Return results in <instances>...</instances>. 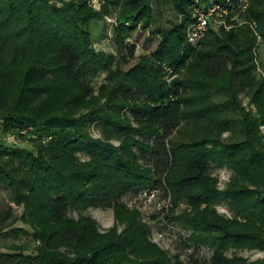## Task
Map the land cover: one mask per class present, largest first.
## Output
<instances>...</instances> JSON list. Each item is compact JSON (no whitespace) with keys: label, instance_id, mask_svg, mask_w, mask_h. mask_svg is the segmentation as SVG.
Segmentation results:
<instances>
[{"label":"trees","instance_id":"obj_1","mask_svg":"<svg viewBox=\"0 0 264 264\" xmlns=\"http://www.w3.org/2000/svg\"><path fill=\"white\" fill-rule=\"evenodd\" d=\"M49 1L0 0V129L34 143L33 150L0 145V193L23 207L15 217L10 205L0 211V264H184L148 241L137 211L120 232L102 233L90 217L70 216L89 207L117 214L123 195L154 188L170 199L169 212L159 214L191 231L186 243L212 249L211 264H247L225 251L237 244L264 249V79L256 77L257 37L249 24L264 42V0H250L244 15L232 0L231 15L248 23L222 35L211 29L196 46L202 44L195 56L203 65L200 83H165L145 59L128 72L112 69L114 57L94 47L91 22L117 19L118 49L134 58L137 45L126 40L140 22L149 26L151 0H103L97 11L86 0L61 7ZM194 4L176 0L182 21L164 34L156 58L182 62ZM246 87L256 115L240 104ZM183 120L204 129L178 142ZM88 123H100V138H92ZM30 127V136L22 133ZM212 166L234 171L224 191ZM222 199L244 222L216 212ZM182 204L191 211L174 215ZM189 264L206 262L191 255Z\"/></svg>","mask_w":264,"mask_h":264},{"label":"rangeland","instance_id":"obj_2","mask_svg":"<svg viewBox=\"0 0 264 264\" xmlns=\"http://www.w3.org/2000/svg\"><path fill=\"white\" fill-rule=\"evenodd\" d=\"M69 2L71 0H50L49 3L61 7L63 2ZM88 5L93 11L100 9V5L103 0H86ZM250 4L251 1L249 0ZM152 3V14L151 22L149 26L144 29L143 22H140L135 29L130 32V37L126 40L128 43H135L137 45V50L135 52L134 58H129L126 56L125 52H121L118 49L116 43V27L119 25L118 21L115 19L105 18L104 20H94L91 22L92 37L94 39V47L96 50L104 53L105 55H112L114 57L112 69L116 67L122 72H128L140 63L143 59L148 61L153 65L155 70L160 72L163 82H172L174 80L183 81L188 80L190 83L201 81V72L203 65L201 63L195 62V56L202 47H191L184 51H180L179 60L182 61L178 63H169L164 58H156L157 50L162 43V38L164 34L173 29L177 24L182 21V14L179 13L176 7V0H151ZM249 4V5H250ZM117 12L119 9H114ZM241 18L239 24L233 28V32L237 31L240 27L244 26ZM256 30V31H255ZM254 34L257 37L256 46L253 50L254 53V63L256 64V77H262L264 79V42L259 34L257 27L255 28ZM219 31V30H218ZM232 32L231 30H229ZM227 30L224 32H219L218 35L230 33ZM183 54V55H182ZM158 61L164 63L163 65H158ZM106 73H104L98 83L103 82ZM200 83V82H199ZM206 90V89H205ZM189 88L186 91L188 95ZM184 95L187 96V95ZM219 96V93H218ZM183 97V98H184ZM182 98V100H183ZM239 98L241 100L242 106L247 110L251 111L254 115L257 114V108L251 103L250 100V90L245 88L240 91ZM218 100V97L216 98ZM184 103L181 104L183 110L189 109ZM189 120H183L181 123V129L178 133H175L176 140L178 142L184 139H191L192 135H200L204 129L203 124H199L196 120L188 123ZM87 131L90 132L92 138H100V123H88ZM258 130L262 141L264 143V123L260 122L258 125ZM236 134L237 131L235 132ZM224 138L228 139L229 133L223 135ZM118 145V142H114ZM0 145L8 147H20L27 150L34 149V143L25 142L23 140L16 139L13 133H5L0 129ZM81 160H88L89 158L85 154H78ZM142 162H144L142 160ZM211 175L218 180V189L224 191L232 178L234 177V171L227 167H216L212 166L210 169ZM7 205L12 207L13 216L21 215L23 207H17L13 202L10 201V196L7 191L0 193V211L6 208ZM120 213L116 214L115 208H88L85 211L71 212L70 216L78 219L80 216L90 217L94 220L98 226L100 232L104 233L114 227L118 228L119 232L124 228V223L126 221L127 214L130 211H137L138 217L141 222L145 223L149 228V233L147 239L150 243L157 246L161 250L167 252L169 257L174 260L180 261L184 264H189L191 255L201 262H206V264H211L213 250L208 247L195 248L192 243H186V239L191 235L190 230H186L179 223L175 221H168L164 219L157 209V206L153 202L141 199L136 193L128 192L120 198ZM213 208L216 212L229 220H238L244 222L243 219L236 216L232 209V206L227 200L222 199L219 203L215 204ZM190 212L191 209L186 205L182 204L174 213V215H179L181 212ZM119 217V218H118ZM21 223L16 225L21 227ZM264 236V226L261 227ZM162 233L163 236L158 237L157 233ZM16 241L14 237H10L9 241ZM187 244H191V252L188 253L186 249ZM239 246H230L226 251L225 255L229 257H236L238 259L244 260L247 264L259 263L264 261V249L261 247H245L241 244Z\"/></svg>","mask_w":264,"mask_h":264},{"label":"built area","instance_id":"obj_3","mask_svg":"<svg viewBox=\"0 0 264 264\" xmlns=\"http://www.w3.org/2000/svg\"><path fill=\"white\" fill-rule=\"evenodd\" d=\"M221 3L211 2L210 4H201L199 0H195V4L192 8L191 22L189 23L186 32H185V42L187 45L191 47H196L199 43L205 38L206 34L209 30L221 31V30H231L235 28L241 18H239V14L232 16L229 7L232 5V0H226ZM240 13L244 15V13L249 8V0H238ZM243 23H248L245 20H242ZM251 28L255 30V23H249ZM256 31V30H255ZM158 65L165 66L164 63L158 62ZM32 128L30 127L28 130H23L22 133L27 135ZM30 134V133H29ZM28 134V135H29ZM30 136V135H29ZM161 191L158 188H154L149 191H143L138 194L141 199L148 200L149 202H153L159 213L164 209L165 213L169 212L170 209V199H161L160 197ZM165 213H162L163 216ZM158 237L163 236L162 233H157ZM188 253L191 252L190 248L186 249Z\"/></svg>","mask_w":264,"mask_h":264}]
</instances>
